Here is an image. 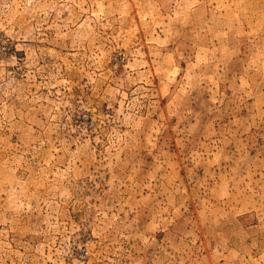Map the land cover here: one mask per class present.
<instances>
[{"label":"rangeland","instance_id":"obj_1","mask_svg":"<svg viewBox=\"0 0 264 264\" xmlns=\"http://www.w3.org/2000/svg\"><path fill=\"white\" fill-rule=\"evenodd\" d=\"M0 264H264V0H0Z\"/></svg>","mask_w":264,"mask_h":264}]
</instances>
